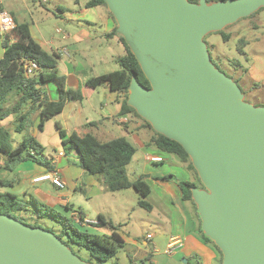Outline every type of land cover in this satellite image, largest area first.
Segmentation results:
<instances>
[{
    "label": "water",
    "instance_id": "water-1",
    "mask_svg": "<svg viewBox=\"0 0 264 264\" xmlns=\"http://www.w3.org/2000/svg\"><path fill=\"white\" fill-rule=\"evenodd\" d=\"M103 1L149 83L133 75L126 104L188 154L201 182L191 197L220 264H264V106L245 101L203 39L264 0ZM0 264L97 263L53 232L0 213Z\"/></svg>",
    "mask_w": 264,
    "mask_h": 264
},
{
    "label": "trees",
    "instance_id": "trees-1",
    "mask_svg": "<svg viewBox=\"0 0 264 264\" xmlns=\"http://www.w3.org/2000/svg\"><path fill=\"white\" fill-rule=\"evenodd\" d=\"M190 1L196 2L198 0ZM206 1L213 2L218 0ZM85 5L88 7H104L108 15L113 18L103 0H87ZM262 8L264 7L253 12L251 16ZM115 28L111 32L106 33V36L117 37L120 44L123 46L122 54L114 57V61L117 63L118 68L88 77L84 80L83 86L90 92L99 84H106L109 91L114 94V98L116 96L117 98H121L118 115L124 116L126 114H132L135 118L141 120L142 127L152 131L149 139L145 141V146L153 147L160 152L174 155L194 173L195 180H179L178 185L182 192L183 199L190 201L195 209L198 231L203 241L215 251L216 264H220L222 258L221 251L202 231L201 220L196 209V204L191 197V187H201V182L188 154L178 142L154 131L151 125L136 113L134 108L126 104L128 95L127 88L133 75L147 88L149 87V83L128 45L125 43L123 37L115 32ZM224 29L213 33L219 34L223 42H228L230 33L225 32ZM207 36L208 34L203 38L204 41ZM247 43L245 37L238 38L235 48L239 54H245L244 47ZM0 47L3 48L0 55V156L1 154L5 155V158H3L4 164L1 166L3 169L0 170V213L11 215L19 221L22 220L14 216L12 212H23L39 218L51 215L61 226L60 233L55 235H57L71 250V245L85 248L89 255L95 259L94 263L97 264H106L108 261H110V263L107 264H118L113 259L118 248L124 241L115 231L116 226L110 222H105L102 214L97 215V220H99L98 225L106 224L111 228L112 232L109 234L93 230L90 231L86 228L81 229L74 225L72 222L73 216L66 215L59 210L62 207L67 209V205H49L39 202L32 195L28 198L20 199L16 194L6 189L13 184L11 179H7V174L12 171L13 167L17 164L29 159L36 163L44 164L47 171L52 169V165L41 159V156H45L43 152L44 146L33 136L24 137L16 146H13L10 142L9 131L2 126L1 122L10 114L17 113L20 122L16 125L15 131H19L20 126L23 125V120L26 119L32 109H36L40 114L38 126L41 129L44 120L49 116L60 113L68 100H82L83 91L81 89L71 88L66 84L64 75L58 73L57 67L60 55L55 51L48 52L44 50L31 35L27 23L22 22L15 24L11 34L9 32L6 33L0 40ZM208 51L214 65L237 82V80L233 78L234 75H230L227 69L229 68L234 71L239 70L241 66L239 60H224L219 55L214 57L213 52L210 51L209 48ZM24 59H32L38 63L39 69L34 75L28 77L24 75L23 70L21 72L19 71V69H21L20 61ZM224 65H227L228 68ZM47 80H54L56 83L59 94V99L56 101L48 100L42 93L41 87ZM241 91L244 93L242 88ZM12 92H15L18 98L12 107L5 109L3 103ZM27 101L31 103V107L27 111L21 113L23 104ZM127 121L129 123V119L126 118V122ZM128 123L124 124L125 128ZM88 124L93 125L96 124V122L92 121ZM55 125L60 138L62 151L64 153L74 151L77 157V165L89 174L101 176L105 188L109 191L114 192L126 188H133L139 195L138 204L148 208L146 197L150 192V186L141 178L130 180L127 173V165L131 162L133 155L137 151V147L133 142L125 136H119L100 142L89 132H79L75 130L67 132L58 121H56ZM162 178L172 179L175 178V176L168 174ZM196 180L199 182L200 186L196 184ZM1 188L3 190H1ZM31 226L36 227L34 225Z\"/></svg>",
    "mask_w": 264,
    "mask_h": 264
},
{
    "label": "crops",
    "instance_id": "crops-1",
    "mask_svg": "<svg viewBox=\"0 0 264 264\" xmlns=\"http://www.w3.org/2000/svg\"><path fill=\"white\" fill-rule=\"evenodd\" d=\"M42 1L46 2L47 0ZM86 1L87 0H74L77 9H68V11L59 2L56 3L55 7L59 14L60 21H67L71 24L69 30H62L61 28H59V32L55 30L57 33L61 34V37L59 38L61 42H57L59 39L56 37L46 38L41 32L35 34L29 24L23 20L22 15L24 11L21 6L6 3V7H4L2 1H0V6L11 15L15 24L22 22L27 23L33 38L48 52L61 47H66L69 50L70 48L65 42L70 39L76 44L87 42L89 45H92L90 50L96 45L94 41H97L98 39L100 41L98 43L100 47L103 43L108 44V40L120 45L117 37L106 36V33L111 32L115 28V20L108 15L107 11L103 10V7H88L85 5ZM22 2L24 3V6H26L25 1L22 0ZM9 33L11 34V31H9ZM103 38L106 41H103ZM2 51L3 48L0 47V55ZM70 51L71 50H69V52ZM72 54L73 51L70 52L69 56L60 55L57 68L58 73L64 75L66 84L71 88L78 89L79 83L81 82L79 80V75L75 73V69L78 65H74L75 63H72L70 60L69 62L64 61V58L70 59ZM115 56L116 55H111L113 60ZM61 60L63 66L59 63ZM83 82L80 89L85 93L87 89L83 86ZM51 83L54 84L55 81L47 80L43 83L41 87L42 93L48 100L56 101L59 99L56 83L54 85L55 91ZM74 83L77 84L74 86ZM90 92L97 93L98 103H101L102 99H104L103 102L105 103L107 98H114V94L109 91L108 86L104 83L99 84ZM13 97L17 100L18 95L14 93ZM78 101L79 100H68L65 103L63 110L59 113L64 121H67L68 119L71 120V125H73L72 128L69 126H63L67 132L74 130L79 131L81 127L93 121L91 120L87 122L81 118L82 106L80 103H77ZM30 107L31 105H23L21 113L27 111ZM113 107V112L108 116L100 112L102 118L110 116L113 118V121L116 120L123 124L128 123V121H123L124 116L118 115L120 104L117 102ZM32 113L34 115L32 114L33 116H30L29 114L25 121L30 129V136L35 137L36 133L40 131L38 126L40 114L36 109L32 110ZM16 115L18 117V114ZM101 119H99V121ZM133 126L136 128L142 127V122L135 120ZM22 127L23 126L21 125L19 130H21ZM132 137L136 147L143 150V159L155 164L150 167L145 161L144 165H139L138 161H132V163H130L131 165H127V173L130 180L141 178L150 186V192L146 197V201L148 203L147 210L150 214L148 221H150L153 226V231L147 232L145 237L142 238V246H138V240L135 236L126 235L119 229H115L125 243L137 247L135 253L136 259L133 261V264H216L215 251L203 241L198 231V221L195 209L190 201L183 199L182 192L178 185L179 180H195L192 171L189 170L184 163H182L183 165H171L172 167H176L179 172L166 168V165H157L163 164L167 160V153L160 152L153 147H146L145 138L142 136L137 138L136 135L133 134ZM155 156L161 157V160H150V157ZM42 160L49 162L52 165V169L58 170L63 182V187L56 186L49 180L33 182V177L47 170L44 164L36 163L28 159L17 164L13 167L12 171L8 172L7 179H11L13 184L6 189L16 194L20 199H25L32 195L39 202L55 206L67 205L68 201L75 197V192L77 190L84 192L85 196L88 195L87 198L100 197L104 194L102 191L104 190L102 177L89 174L77 165V157L74 151L64 153L60 149L56 153L44 157ZM73 161L75 163H73ZM156 166L161 167L157 169ZM170 171H173L176 175L172 174ZM168 174L174 175L175 178H162ZM10 175L16 176V179L13 177L10 178ZM118 191L120 192V190ZM138 201L139 197L136 200V204L137 206H140ZM88 208L90 209V207ZM101 209L102 208H98L97 215L102 214L105 222H110L115 226L122 223L120 221L117 222L118 220L115 221L113 216ZM77 212L85 218H88V213H90L89 210L85 213L82 208H79L78 210H73L71 214ZM95 228L100 232L108 234L112 232V229L106 224L97 225ZM148 234H150L151 237H147ZM171 236L179 237L181 243L174 253L167 254L165 249ZM113 260L118 264H121L118 259L114 258ZM131 262L132 261H130V264Z\"/></svg>",
    "mask_w": 264,
    "mask_h": 264
},
{
    "label": "rangeland",
    "instance_id": "rangeland-1",
    "mask_svg": "<svg viewBox=\"0 0 264 264\" xmlns=\"http://www.w3.org/2000/svg\"><path fill=\"white\" fill-rule=\"evenodd\" d=\"M0 1H2V5L4 7H6V3L21 6L24 11L22 15L23 20L29 24L30 28L35 34L41 32L46 38L56 37L59 39L61 34L55 31L56 28L69 30L71 27L70 22L60 21L59 14L57 13V9L55 7L57 2H59L67 11L68 9H77V7H75L76 5L74 0H47L46 2L42 0H24L27 7L24 6L22 0ZM103 10L106 11L104 7ZM224 28L223 29L225 32L230 33L228 42H223L219 34L210 32L205 39L206 44L209 43L211 45L210 47L208 44L209 50L213 52L214 57L219 55L224 60H239L241 65L239 70L234 71L229 69L227 65H224L226 68H228L227 72L232 76L234 75L233 78L237 80L238 85L244 91L243 94L245 101L255 106H264V8L260 9L252 16L249 15L247 17L239 18L237 21L227 25ZM239 37H245L248 42L244 47L245 54H239L235 48L236 41ZM103 41L106 40L103 38ZM57 42H61L60 39L57 40ZM99 42V39L94 41L96 45L93 46L92 50H90L92 45H89L87 42L76 44L71 39L65 42L69 46V50L73 51V54L70 59L64 58V61L69 62L70 60L72 63H75L74 65H78V67L75 69V73L79 75V80L81 81L79 83L78 89L81 88L82 82L86 78L118 68L117 63L112 59L111 55L114 56L122 54L123 46L108 40V44L103 43L100 47L98 44ZM59 63L61 66H63L62 60L61 62L59 61ZM76 84L77 83H74V86ZM52 85L55 91V83ZM14 93L15 92L9 94L8 98L3 103V107L5 109L12 107L15 103L16 99L13 97ZM103 100L104 99H102L101 103H98V96L96 92H83L82 100L77 102L82 106L81 118L87 122L91 120L97 122L93 125H84L79 129V132H89L93 134L100 142H104L119 136H125L134 143L132 140L133 134H135L137 138L142 136L145 138V141L149 139L152 131L148 128H136L133 126L135 120L139 122H141V120L135 118V116L132 114L124 115L127 119H129V123L126 125V128L122 122L116 120L113 121V118L110 116L102 118L101 113H104L106 116H108L113 112V105H116L117 102L121 104V98H117V96L113 99L110 97L107 98L105 103ZM23 105L27 106L31 105V103L27 101ZM32 110L30 112V116L34 115ZM16 114L17 113L10 114L1 122L2 126L9 131L10 142L13 146H16L24 137L30 136V129L27 122L25 121L26 119L22 122L23 127L21 130H14L16 125H18L20 122V119ZM99 119L101 120L99 121ZM56 121L60 122V124L64 127L69 126L72 128L73 126L71 125L72 123L70 119L64 121L63 117L60 116L59 113L49 116L45 119L44 125L35 135L36 139L44 146L43 152L45 156L54 154L60 149L62 150L60 138L55 125ZM1 156L5 158L4 154H1ZM167 156V160L163 164L157 165H166V168L175 170V172H179L176 167H172L171 165L183 164L174 155L167 154ZM44 157H41V159H44ZM132 161H138L139 165H144L145 160L143 159V150H141L139 147L137 148V152L133 155L130 163H132ZM73 163L75 162L73 161ZM130 163L129 165H131ZM147 163V165H150V167L151 165H155L149 161ZM160 167L161 166H156L157 169ZM2 169L3 168L0 167V170ZM170 172L176 175V173H173V171ZM11 177L15 178L16 176L10 175V178ZM196 184L200 186L197 180ZM103 186L104 190L102 191L104 194L100 197L87 198L88 195L85 196L84 192L77 190L75 192V197L68 201L67 209L62 207L59 210L72 217L71 212L73 210L82 208L83 212L85 213H87V210H89L90 213H88V219L97 220V210L98 208H102L104 211L113 216L115 221L118 220L117 222H122L120 225L116 226L117 229L126 235L135 236V238L138 240V246H142V238L145 237L147 232L153 231V226L151 222L148 221L150 214L147 208L137 206L136 204V200L139 197L137 192L132 188H126L120 190V192H112L107 190L104 184ZM1 190L3 189L1 188ZM87 206L90 207V209ZM12 214L17 218H20L25 224L29 226L34 225L36 227H41L53 232L54 234H59L61 231V226L53 219L51 215L39 218L31 214H25L23 212H12ZM72 222L81 229L86 228L90 231H99L95 228V226L82 225L78 223L74 217H72ZM71 248L82 260L91 263L95 262V259L89 255L85 248L77 247L75 245H71ZM136 248V246H132L123 242V244L118 248L114 258L118 259L121 264H130V261H132L131 264H133V261L136 259ZM107 263H110V261Z\"/></svg>",
    "mask_w": 264,
    "mask_h": 264
},
{
    "label": "built area",
    "instance_id": "built-area-1",
    "mask_svg": "<svg viewBox=\"0 0 264 264\" xmlns=\"http://www.w3.org/2000/svg\"><path fill=\"white\" fill-rule=\"evenodd\" d=\"M15 23L11 17V15L0 6V38L2 39L6 33L9 31H12ZM57 32L60 31V29H56ZM59 55H65L69 56L70 52L66 47L57 48L54 50ZM21 69L23 70V73L25 76H32L36 73V71L39 69V65L36 61L32 59H24L20 61ZM123 121H126V117H124ZM150 160L152 161H160L161 157H150ZM4 164V159L2 156H0V167ZM49 180L53 184L59 187H63V182L61 180L60 173L57 169H51L48 171H45L41 174L36 175L32 178L33 182H40ZM72 216L76 219V221L82 225H91V226H97L99 224V220H92L85 217H82L78 213L72 214ZM147 237H151L150 234L147 235ZM181 239L177 236H171L169 238V241L167 243V247L165 249V252L167 254H172L175 252L177 247L180 245Z\"/></svg>",
    "mask_w": 264,
    "mask_h": 264
}]
</instances>
